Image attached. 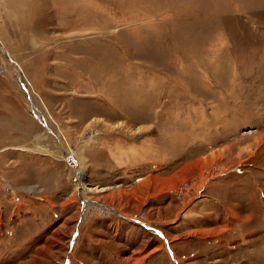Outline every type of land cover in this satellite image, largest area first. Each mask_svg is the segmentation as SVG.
<instances>
[{
  "label": "rangeland",
  "instance_id": "374dc122",
  "mask_svg": "<svg viewBox=\"0 0 264 264\" xmlns=\"http://www.w3.org/2000/svg\"><path fill=\"white\" fill-rule=\"evenodd\" d=\"M35 152L74 153L83 178ZM142 165L174 171L172 220L209 189L255 209L240 254L264 264V0H0V260L77 264L78 224L105 211L88 202L113 190L107 205L164 227ZM67 175L78 212L59 222L46 199Z\"/></svg>",
  "mask_w": 264,
  "mask_h": 264
},
{
  "label": "crops",
  "instance_id": "0c3cea01",
  "mask_svg": "<svg viewBox=\"0 0 264 264\" xmlns=\"http://www.w3.org/2000/svg\"><path fill=\"white\" fill-rule=\"evenodd\" d=\"M55 123L58 126L59 123L56 121ZM14 151H23L26 154L34 152L26 148L9 150V152ZM35 153L59 161L63 163L65 169L67 168L62 157L50 153H46V155L42 152ZM35 156L34 154L33 157ZM27 163L29 168L35 170L38 163L42 169L47 167L44 166V163L35 162L34 160L27 161ZM142 167L139 168L142 173H140L141 176H137L139 180L136 184H144V188L151 184L148 194L144 197L146 196L147 199L151 197L150 206L153 208L165 210L168 219L164 222L166 225L164 227L160 225L162 219H152L151 222H148L135 214L129 213V211L120 212L119 205L113 207L107 205L102 199L114 198L116 195L114 190L100 196L102 197L101 200L95 199L93 202L87 200L91 204L90 208L94 205V207L100 209L104 208L105 211L91 209L92 211L89 210L83 220L80 218L81 223L78 224L79 226L76 229L77 251L79 252V258H76L77 264H246V261L242 260L240 251L242 248L246 249L245 247L248 244L246 242L240 244V237L242 233H245L246 237H250L256 235L257 232L240 228V223L247 224L251 222L257 214L255 209L243 212L234 210L231 204L224 205L216 192L209 189L208 195H204L205 198L192 204L193 206L189 210L186 219L185 214L183 221L172 220V216L167 214L169 202H166L167 199L164 195L162 196V190L165 181L170 182V178H174V171L169 170L168 175L170 176L165 174L162 177L160 171H155V166H153L154 170H150L148 166L142 165ZM64 168H61V170L64 171ZM69 176L67 175L64 180H56L58 182L57 188L67 187L66 192L55 190V194L49 195L50 197L46 199L48 203L61 204L60 209L62 211L58 213L59 222H62V220L66 222L67 219L78 212L76 198L73 197L74 189L72 188L73 192L71 194L68 193L69 188L72 187ZM232 183H234V180ZM234 194L235 187L232 188V192L227 193L228 198H231ZM233 200H236V203L240 206L239 210L244 207L243 204L246 202V199L238 197L233 198ZM87 201H83V215L88 205ZM197 203L200 204L194 208ZM70 209L72 211L66 212ZM62 226H64V223L61 224ZM209 231L216 232L217 236L214 235L210 239L208 236ZM181 236L184 237V241L176 242ZM49 238L47 236L45 241L52 245L54 240ZM41 246L42 249L47 247L46 244ZM182 254L188 255L185 258L182 257ZM3 257L0 264L22 263V260H8L6 263L3 262Z\"/></svg>",
  "mask_w": 264,
  "mask_h": 264
},
{
  "label": "bare ground",
  "instance_id": "6f19581e",
  "mask_svg": "<svg viewBox=\"0 0 264 264\" xmlns=\"http://www.w3.org/2000/svg\"><path fill=\"white\" fill-rule=\"evenodd\" d=\"M44 113V112H43ZM45 114V113H44ZM70 154V153H69ZM71 159H73L74 160V162L76 163V165L75 166H78V168H72V166H71V168L70 169H72L73 171H75L74 172V176L75 177H77L78 178V180L79 181H81V179L83 178V172L82 171H80L79 170V160H77V156L74 154V153H72V155L70 154V155H68L67 157H66V159H65V161L67 162V164H68V160H71ZM69 166V165H68ZM70 167V166H69ZM82 169V168H81ZM172 191H175V190H172Z\"/></svg>",
  "mask_w": 264,
  "mask_h": 264
},
{
  "label": "built area",
  "instance_id": "2783aa9c",
  "mask_svg": "<svg viewBox=\"0 0 264 264\" xmlns=\"http://www.w3.org/2000/svg\"><path fill=\"white\" fill-rule=\"evenodd\" d=\"M66 163H67V162H66ZM67 165H69L70 168H71V166H72V168H73V167H75L76 163L74 162L73 159H71V160H68V164H67ZM173 193H175V192H174V191H171V194H173Z\"/></svg>",
  "mask_w": 264,
  "mask_h": 264
},
{
  "label": "water",
  "instance_id": "95a60500",
  "mask_svg": "<svg viewBox=\"0 0 264 264\" xmlns=\"http://www.w3.org/2000/svg\"><path fill=\"white\" fill-rule=\"evenodd\" d=\"M42 101V100H41ZM42 103H43V105L45 106V108H46V105L44 104V102L42 101ZM46 110H47V108H46ZM48 112V111H47Z\"/></svg>",
  "mask_w": 264,
  "mask_h": 264
}]
</instances>
